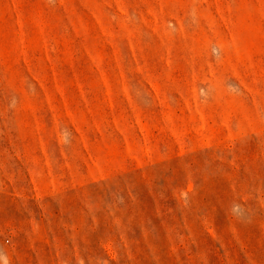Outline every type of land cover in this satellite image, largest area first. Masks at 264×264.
I'll list each match as a JSON object with an SVG mask.
<instances>
[{"label": "rangeland", "instance_id": "rangeland-1", "mask_svg": "<svg viewBox=\"0 0 264 264\" xmlns=\"http://www.w3.org/2000/svg\"><path fill=\"white\" fill-rule=\"evenodd\" d=\"M0 264H264V0H0Z\"/></svg>", "mask_w": 264, "mask_h": 264}]
</instances>
